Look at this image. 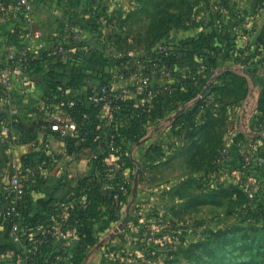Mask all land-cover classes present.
I'll return each mask as SVG.
<instances>
[{"label": "rangeland", "instance_id": "obj_1", "mask_svg": "<svg viewBox=\"0 0 264 264\" xmlns=\"http://www.w3.org/2000/svg\"><path fill=\"white\" fill-rule=\"evenodd\" d=\"M101 6L105 23L91 28H100L107 43L99 42L117 59L146 56L191 36H213L215 46L232 38L250 51L264 47V0H107ZM235 107L233 115L215 107V124L196 134L199 142L215 130L198 167L151 168L159 176L148 181L146 198L135 193L132 235L107 246L101 264H264V129L261 138L254 135L257 108ZM152 124L162 139L164 119ZM147 134L141 143L151 141ZM160 138L153 144L164 145ZM228 146L232 160L221 164Z\"/></svg>", "mask_w": 264, "mask_h": 264}, {"label": "crops", "instance_id": "obj_2", "mask_svg": "<svg viewBox=\"0 0 264 264\" xmlns=\"http://www.w3.org/2000/svg\"><path fill=\"white\" fill-rule=\"evenodd\" d=\"M106 1L31 0V12L27 14L17 6V0H0V73H7L4 84L0 85V204L3 203V196L16 175L21 173L23 180L28 179V173L24 168V158L26 156L47 149L53 155V158H56L47 166L42 175L38 174L35 177V179L39 178L38 180L42 182V185L40 186V183L34 180L37 183L36 189L30 190L31 200H26L25 217L20 222L18 239L12 238L11 225L8 222L0 224V264H23V258L26 254L34 253L37 255L41 249L37 244L39 238L44 241L42 250L44 258L40 264L46 262L63 264L61 259L67 250L71 251L74 244H70L71 241L64 243L59 240L57 230L60 221L67 218L69 212L62 205L54 211L53 207L56 206V202L64 203L63 199L72 192L74 193L75 189H78L79 181L93 174L94 162H92V157L99 152L96 148L84 147L77 155H70L66 152L64 139L50 133L44 126H41L44 119L34 111V108L42 102V98L48 89L49 77L47 72L50 69L49 65L41 63L42 70L38 69L39 71L33 74H26L17 69L14 70V67L9 64L11 56L20 55L24 51V33L31 32L40 35L34 44L33 50L34 56L40 57L42 53L51 51L56 42L64 39L66 27L71 25L74 32L79 35L80 41L76 43L80 42L81 48L71 47L69 56L64 60L66 66L60 68L58 72L70 75L74 70L78 72L85 70L88 76L94 77L90 80V84L97 85L100 82L95 78L98 71L96 62L103 59L106 64L103 71L112 79V87L115 91L128 90V96L132 100H137L142 96V89L138 84L120 79L119 69L111 61L115 58L114 49L110 50L99 42L100 39L105 41V36H102L100 28H97L98 30H95L96 27L91 28V25H101V23L104 25L101 3L103 5V2ZM66 43L74 44L70 41H66ZM105 43L107 42L105 41ZM252 48L254 49L255 46L253 45ZM259 60L263 63L259 64ZM196 61L198 63L201 59L197 58ZM256 61L258 67L264 65V54L262 58ZM226 65L237 70L241 75H248L251 78L250 91L240 104L244 103L248 110L252 107L253 109L257 108L259 96L255 102H250L252 97L256 95V91H258L257 78L248 72L245 73L231 60H228ZM202 67L200 63L197 72H194L196 74L191 73L188 75L177 63L174 70L178 73L182 72L183 76L188 75L187 77L192 79L198 86L200 82L199 75L205 77ZM260 77L264 81V76L261 75ZM254 79L256 83H254ZM67 80L68 77L64 79V81ZM84 88L81 87V90H84ZM197 101L198 98L194 99L177 113L166 114V118H164V137L162 139L160 136L158 137L162 133L154 132L152 121H149L145 126V130L148 132L147 136L152 138L151 141H148L150 143L138 142L132 145L129 141L130 146H132L131 150L129 148L124 150L121 146H117L113 150L108 149L109 160L107 164L109 166L115 168L117 162L128 153L134 162L136 172L140 166L139 188L134 190L136 172L132 174L127 169L124 178L129 182L132 181L133 191L129 205L123 212L119 222H112L107 230L99 232L98 242L91 247L88 257L81 264H101L100 259L104 255L106 247L118 242L115 239L116 233L114 232H117V227L124 221L129 206L131 205L130 209H132L133 204L135 205L134 202L137 200L135 195H140L142 199L146 198L148 191H150L148 181L152 177L157 178L159 176L153 175L151 168L164 169V166L184 169L196 168L206 161L201 158L202 150L205 149V144L211 140L215 130H209L210 132H207L202 141L199 142H196L199 138H196L194 142L171 137L166 133V130L179 114ZM215 107L222 106L211 97L206 101L204 109L198 116L200 124L206 122L215 124L216 117L213 114ZM235 109V106L229 108L227 114L233 115L231 110ZM115 113L111 112L108 105L101 106L99 112L101 120L115 122L119 126L129 125V119L126 115L113 118ZM245 115L247 120L249 114L246 113ZM212 126L208 129H211ZM10 137L13 138L12 142ZM158 138L161 139L160 141H164L162 146L169 150L168 152L172 154V157L150 163L147 154ZM33 144L36 147H33ZM208 153L211 154L210 150ZM148 168L149 171H147ZM161 175L164 174L161 173ZM103 188V190L107 189L108 185L104 184ZM102 213H99L98 216H101ZM131 215V212H129V217ZM100 224V220L96 221V228H100ZM62 250H64L62 256H54L56 252L61 254Z\"/></svg>", "mask_w": 264, "mask_h": 264}, {"label": "trees", "instance_id": "obj_3", "mask_svg": "<svg viewBox=\"0 0 264 264\" xmlns=\"http://www.w3.org/2000/svg\"><path fill=\"white\" fill-rule=\"evenodd\" d=\"M166 45L170 48L167 54L160 52L158 47L146 56L125 57L123 59L114 58V60H111L119 69L120 79L125 82H131L129 72L136 70L133 67L134 60L141 59L142 66L140 69L143 70L145 75L152 78L154 86L160 87L162 84H166L170 87L169 91L159 94L153 100L152 107L148 111H143L138 105L143 96L137 100H132L130 97L116 100V106L119 110L113 114V118L126 115L129 119L128 126H119L115 122H109L105 119L101 120L99 114L101 107H96L89 102V96L94 88L104 85L112 87V79L103 71L106 65L103 59L96 62L98 71L95 78L100 82L97 85L90 84V80L94 77L88 76L85 70L80 72L74 70L70 75L58 72L60 68H64L66 65L65 61L57 57L56 54H51L53 50L42 53L40 57H35L30 61V69L26 74H33L40 69L42 70L41 63L48 64L50 68L47 72L49 86L40 103L43 108L41 110L34 108V111L44 119L41 122V126H44L50 133L62 137L59 133L49 130L50 124L46 121L45 114L49 113L58 104L61 108L71 113L77 123V132L74 136L70 135L63 138L66 152L70 155H77L84 147H93L99 151L98 154L92 157V162H94L93 174L82 178L79 181L78 189H75L72 194L69 193L70 195L63 199L64 203L62 202L58 206L53 207L54 211L62 205L69 212L68 217L61 220L60 224L68 230V236L64 241H71L69 243L74 244L71 251L67 250L63 256H69L72 264H81L88 257L91 247L98 242L99 232L107 230L112 222L121 220L133 193L132 181L129 182L124 178L127 169L132 174L135 172V165L130 154L123 156L117 162L115 168L111 167L107 164L109 160L107 145L110 144L114 148L121 146L124 150L127 148L131 150L132 146H130L129 141L132 145L140 142L146 136L145 126L149 121H158L166 118L168 113H177L185 105L196 99L208 82L215 77L203 99L184 109L166 130L168 136L195 141L196 134L202 128L212 126L210 125L212 124L211 122L201 125L198 118L207 100L212 97L215 102L222 106L223 111H227L229 108L237 106L244 101L250 91L251 78L248 75H241L233 68L227 67L226 62L228 60H231L235 65L245 67L248 73L257 78L259 100L256 109L257 113L253 117L251 126L255 132L264 129V81L260 77L261 74L256 61L262 53L261 49H264L261 43L257 47L258 50L250 51L248 44L244 48L236 39L229 38L228 42L215 46L213 36H198L180 41L178 45ZM80 46V42L66 44L69 49L71 47L81 48ZM197 58L201 59L199 62L204 67L205 74V77L199 75L200 82L198 86L192 79L187 77L191 73L196 74L194 72H197V67L200 65L196 61ZM177 63L188 75L183 76L182 72L178 73L174 70V66ZM262 63L259 60V64ZM155 66H158V68L155 69ZM122 73H124L125 78L121 76ZM67 77L68 80L64 81ZM81 87H85L84 90H81ZM200 87L203 89L200 90ZM72 90H75L76 93ZM72 99L76 101L73 107L68 104L69 100ZM138 114L139 117H137ZM85 115H88L89 118L84 119ZM259 138H255L256 141ZM98 146H104L103 150H99ZM168 151L161 145H152L149 149L150 153L148 152L147 154L150 163H155L157 160L170 159L172 154ZM55 159L47 149L42 152H34L24 158L26 172L35 168L37 170L34 176L28 171V179L22 180V186L25 189V203L26 200H31V196H29L30 190L36 189V182H39V178L35 179V177L38 174L42 175L47 166ZM39 183L41 186L42 182ZM104 184L108 185L105 190H103ZM122 187L123 190L121 189ZM117 194L119 195L118 203L114 198ZM134 209L132 208L129 223L115 235L116 241L119 238L120 242H126V239L132 235L130 225L135 213ZM101 212H103L101 216H98ZM98 220L101 223L100 228H96V221ZM39 241L40 238L37 244ZM39 247L41 249L35 256L37 264H40L44 258L42 254L43 244ZM63 253L64 250H62L61 254L60 252L54 253V256L59 257Z\"/></svg>", "mask_w": 264, "mask_h": 264}, {"label": "built area", "instance_id": "obj_4", "mask_svg": "<svg viewBox=\"0 0 264 264\" xmlns=\"http://www.w3.org/2000/svg\"><path fill=\"white\" fill-rule=\"evenodd\" d=\"M30 1L31 0H17V6L25 11L27 14H30L31 8H30ZM40 35L37 33H31L26 32L23 35V39L25 41L24 45V51L20 55H13L9 58V64L10 66L14 67V70L17 69L22 73H26L30 69V61L31 59L35 58L33 50H34V44L37 39H39ZM66 41L70 42H78L80 41L79 35H77L72 26L66 27V32L64 34V39H61V41H58L53 45L52 48V55H55L59 57L61 60H65L70 52L71 49L66 47ZM160 52L162 53H168L170 48L168 45L164 44L159 48ZM213 55V54H212ZM142 66V60L141 59H135L133 62V67L136 69L135 71L129 72V79L131 82L138 84L142 89V99L138 102V105L140 108H142L143 111H148L152 107L153 100L161 93L167 92L170 90L169 85L162 84L160 87H156L152 83V78L145 75L143 70L140 69ZM241 70H247L243 66H238ZM264 66H259V73L264 76ZM158 66H155V69H157ZM204 70V67H202ZM123 78L124 73L121 74ZM7 73H0V85L4 84V81L6 80ZM129 91L128 90H122L120 92L115 91L113 87L109 86H101L99 88H94L92 90V94L89 96V102L93 104L96 107H101L103 105H108L111 112H117L119 109L116 106V100L129 97L128 96ZM75 96V95H74ZM69 106L73 107L76 104L75 99L69 100L68 102ZM43 106L39 104L36 109L41 110ZM46 114V121L49 122V130L54 133H59L62 138L67 136H74V134L77 132V123L72 117L71 113H69L67 110H64L61 108L60 105H55L53 109L49 113ZM139 117V114L137 115ZM88 115L84 116V119H88ZM248 122V121H247ZM247 132V131H246ZM254 132V131H250ZM258 133H255V136H262V130L256 131ZM11 142L13 141V138L10 137ZM109 150H113L114 147L110 144L107 145ZM33 147H36L35 144H33ZM104 146H98L99 150H103ZM232 160V155L230 152L229 146L224 148L222 151L221 158L219 162L221 164H229V161ZM31 175H35L37 172L35 169H30ZM27 171V173H28ZM22 174L16 175L12 181V184L7 189L6 193L3 196V203L0 204V224L3 222H8L11 225V236L13 239L17 240L20 233V222L24 219V211H25V189L22 186ZM123 190V187L121 188ZM115 201L118 203L119 201V195L117 194L115 197ZM76 201V200H75ZM60 203L56 202V206H58ZM118 229V227H117ZM118 232V230H116ZM121 231V230H119ZM117 232H114L117 234ZM68 236V230L67 228L63 227L62 224L59 225V228L57 230V238L64 243L67 241H64L65 238ZM44 241L40 240L38 242V245L40 246L43 244ZM36 254L34 253H28L23 258V264H37ZM61 262L63 264H72L71 258L69 256L63 257L61 259ZM44 264H59L54 262H46Z\"/></svg>", "mask_w": 264, "mask_h": 264}, {"label": "water", "instance_id": "obj_5", "mask_svg": "<svg viewBox=\"0 0 264 264\" xmlns=\"http://www.w3.org/2000/svg\"><path fill=\"white\" fill-rule=\"evenodd\" d=\"M244 71H245V73H247L246 70H244ZM214 80H215V77L210 80V82L208 83V85L206 86V88L203 90V92L201 93L200 98H198V100L201 99V98H203L206 95V93L210 89V86L214 82ZM254 83H256V80L255 79H254ZM140 172H141V169H140V166H139V168H138V170L136 172V175H135L134 190H137V188H138ZM130 207H131V205L128 208V212H127V215H126L124 221L120 224V226L116 230H118V231L119 230H122L125 227V225L127 224L128 219H129Z\"/></svg>", "mask_w": 264, "mask_h": 264}]
</instances>
